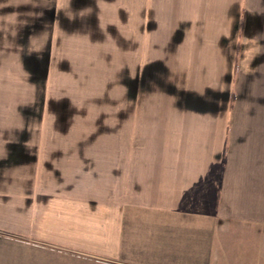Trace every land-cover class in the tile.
<instances>
[{"label":"crops","instance_id":"0c3cea01","mask_svg":"<svg viewBox=\"0 0 264 264\" xmlns=\"http://www.w3.org/2000/svg\"><path fill=\"white\" fill-rule=\"evenodd\" d=\"M46 34L152 60L110 142L27 129L40 91L14 60ZM11 72L27 86L0 114V236L16 264H264V0H0V92Z\"/></svg>","mask_w":264,"mask_h":264},{"label":"rangeland","instance_id":"374dc122","mask_svg":"<svg viewBox=\"0 0 264 264\" xmlns=\"http://www.w3.org/2000/svg\"><path fill=\"white\" fill-rule=\"evenodd\" d=\"M64 31L69 30L59 28L60 35H57V38L61 40L82 38L72 37L71 34L67 36V32ZM48 38L51 37L46 34L42 37L41 43L23 44L25 57L19 54V58L14 60L17 61L16 66L21 74L22 72L30 74V82H27L29 94L33 95L37 88L40 91L36 104V107L39 106L38 112L27 103V129L57 131L59 137H70L69 146H91L88 143L90 140L85 139L86 135L83 136L82 132L100 130L106 131L104 141L110 142L115 116L128 114L130 86H134L135 80L142 75L140 74L142 64L152 60L136 59V52L131 49V43L51 42L47 41ZM165 61L174 63V60ZM174 66L177 67V64L174 63ZM159 71L161 72V69ZM9 78V83L3 84L4 89L0 92V114L3 115L17 114L13 111V108L17 110V107H14V104L17 105L15 100L20 101L24 98V93L21 95L18 88L20 86L23 90L27 87L24 85L23 88L21 81V85L17 80L14 81L12 72ZM159 78L150 75L149 79L146 73L142 82L151 85L152 79ZM53 103L54 110L50 113ZM119 118L124 120V117ZM65 132L69 135H65ZM78 135L83 137L81 142L72 139ZM64 140L66 141L59 138L58 142ZM111 142L113 143V139ZM2 246L6 248H1ZM16 252V246L0 236V258L16 264Z\"/></svg>","mask_w":264,"mask_h":264}]
</instances>
